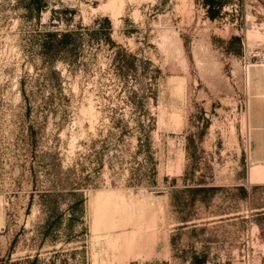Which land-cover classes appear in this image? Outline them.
Wrapping results in <instances>:
<instances>
[{"label": "rangeland", "instance_id": "rangeland-1", "mask_svg": "<svg viewBox=\"0 0 264 264\" xmlns=\"http://www.w3.org/2000/svg\"><path fill=\"white\" fill-rule=\"evenodd\" d=\"M215 1L0 0V264H264V0Z\"/></svg>", "mask_w": 264, "mask_h": 264}, {"label": "crops", "instance_id": "crops-1", "mask_svg": "<svg viewBox=\"0 0 264 264\" xmlns=\"http://www.w3.org/2000/svg\"><path fill=\"white\" fill-rule=\"evenodd\" d=\"M248 121V159L253 164L264 165V75H250Z\"/></svg>", "mask_w": 264, "mask_h": 264}, {"label": "trees", "instance_id": "trees-1", "mask_svg": "<svg viewBox=\"0 0 264 264\" xmlns=\"http://www.w3.org/2000/svg\"><path fill=\"white\" fill-rule=\"evenodd\" d=\"M205 5L208 8L209 17L213 20L216 19L219 14V9H216V7L221 6V4H216L215 0H206ZM72 33L73 32H55L52 34V37L56 39V44L61 45V43H65V41L71 36ZM193 259L194 262H196L197 264H206L205 257H199L197 255H194Z\"/></svg>", "mask_w": 264, "mask_h": 264}, {"label": "bare ground", "instance_id": "bare-ground-1", "mask_svg": "<svg viewBox=\"0 0 264 264\" xmlns=\"http://www.w3.org/2000/svg\"><path fill=\"white\" fill-rule=\"evenodd\" d=\"M247 80H248V74H247ZM255 166V165H254ZM260 167V166H259ZM259 167H255L253 170H252V175L254 177H257L258 179H261L263 180L264 179V169L263 168H259ZM263 167V166H262Z\"/></svg>", "mask_w": 264, "mask_h": 264}]
</instances>
